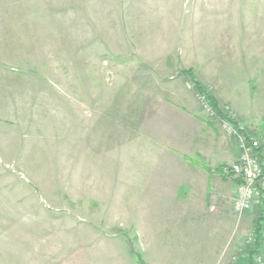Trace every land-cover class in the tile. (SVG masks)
<instances>
[{
	"label": "rangeland",
	"instance_id": "374dc122",
	"mask_svg": "<svg viewBox=\"0 0 264 264\" xmlns=\"http://www.w3.org/2000/svg\"><path fill=\"white\" fill-rule=\"evenodd\" d=\"M171 86L197 129L161 114L164 101L185 109ZM225 120L264 157V0H0V264H111L132 252L124 233L147 256L139 239L155 229L140 221L172 213L138 212L160 199L141 177L125 196V173L223 174L240 156ZM155 135L165 144L153 151ZM173 199L189 216L188 198ZM247 227L245 254L264 238Z\"/></svg>",
	"mask_w": 264,
	"mask_h": 264
},
{
	"label": "crops",
	"instance_id": "0c3cea01",
	"mask_svg": "<svg viewBox=\"0 0 264 264\" xmlns=\"http://www.w3.org/2000/svg\"><path fill=\"white\" fill-rule=\"evenodd\" d=\"M174 88L175 87L171 86L173 91L169 93L170 97L174 98L177 102L186 103L183 108L186 109L188 107V110L182 109L180 106L178 107V105L176 106L169 101H164L163 108H160L161 114H163V116L164 114H167V116L169 114L176 115L179 120L182 119V123L185 121V123L189 124L191 130L197 129L198 120L194 117L192 114L193 112L188 106L189 95L186 94L184 97H181L180 94L175 92ZM217 103L219 107H221L220 105L223 104V99L216 98L214 104L217 105ZM155 115H159L157 110H154L152 107L149 108L147 116L152 118ZM236 116L239 120L243 121L239 115ZM246 122L250 125L247 120ZM184 127L182 128V132L188 134L191 131L187 129L189 126L186 129ZM154 132L157 135L156 129ZM168 132L172 133L171 131ZM177 132L179 133V131ZM176 133H173L175 134L173 138L176 144L175 148L185 146L184 142L182 143L183 145H181L180 137H178ZM156 135L152 137L154 141L146 140V142H144L145 140H142V137H140V139L144 143H147L146 145L150 150L154 151L155 149L151 148H156L157 146L161 147L162 143L165 144L164 141L158 139ZM170 143L173 144L174 142L170 141ZM172 144H167V150L174 148L175 145ZM223 148L224 149L221 150L224 152L227 148L225 143ZM159 154L161 153H158L157 156H159ZM171 154H168L169 156L166 158L168 163H171L173 158L176 157V159H174L178 161V164L181 162L188 164L185 160H180L178 156ZM182 155L190 156L186 153H182ZM238 156L239 154L236 155L235 159H237ZM169 157H171L170 159H172V161ZM157 159L160 163H163L161 158L159 159L157 157ZM189 167L191 170L186 173L187 175L180 174L181 176L177 173V175H174V173H165L164 175L155 173L152 175L142 174L141 176L140 174L132 175L131 173H125L123 179L125 183L123 185L125 196L136 195L137 192L132 189L137 188V184L141 177V179L153 182V184L151 183L144 187L155 190V193L160 199V202L158 201L157 204L159 203L161 205H157V207L148 206L141 208L143 210H138V212L145 213L153 211L157 214L172 213V215L168 217V219L157 220L155 223L149 220L140 221V228L142 230L155 229V231L141 233V238L139 239L141 243L146 246L144 253L147 256H135L138 250L136 252L132 251L129 256L128 254L126 256V250L124 249L125 256H111V258L105 260H111V264H246L241 256L264 255V238L259 240L257 245L255 244L254 250L251 249L252 252L245 254L244 244L246 239V227L248 226V230L252 227H256L257 220L248 217L247 215L249 214H245L241 219L237 218L238 221L234 225L233 219L237 216L232 209V197H234L235 194L236 184L227 179L221 171L217 174L207 171L196 172L195 166L193 168H191V166ZM184 189L188 190L187 194L184 193ZM181 194L187 197V201L191 203L186 207V209H189V216L177 217L173 215L177 212L176 207L179 206H174V199H171L177 198L175 200L178 201V197H180ZM202 197L204 199L200 201ZM169 198H171L172 204H164V200H169ZM196 198L202 204H196ZM213 200L217 203V208L211 206V201ZM206 202L210 204L209 209L206 206ZM226 204H229V206L227 207ZM224 205L226 207H223ZM212 208H216L217 210L215 209L213 211ZM215 213L216 215L214 216L213 214ZM118 239L121 244L124 241L125 247H130V244H133L129 240H126L129 239V237H127L125 233L123 237ZM126 241L129 242V244L126 243ZM248 261V264L252 263L250 258Z\"/></svg>",
	"mask_w": 264,
	"mask_h": 264
},
{
	"label": "built area",
	"instance_id": "2783aa9c",
	"mask_svg": "<svg viewBox=\"0 0 264 264\" xmlns=\"http://www.w3.org/2000/svg\"><path fill=\"white\" fill-rule=\"evenodd\" d=\"M202 98L203 103H208L204 104L205 110L211 112L210 103L204 100L205 97ZM222 129L228 136H235L239 140V158L233 164L225 166L222 171L225 177L236 184L232 200L233 212L241 219L245 214L259 210L260 228H264V157L256 153L259 143L253 138H245V127H238L232 120H225ZM255 259L262 262L261 258Z\"/></svg>",
	"mask_w": 264,
	"mask_h": 264
},
{
	"label": "trees",
	"instance_id": "16d2710c",
	"mask_svg": "<svg viewBox=\"0 0 264 264\" xmlns=\"http://www.w3.org/2000/svg\"><path fill=\"white\" fill-rule=\"evenodd\" d=\"M214 107H215V109H216L217 114H218L219 116H221L222 113L219 111V109L217 108L216 104H214ZM188 160H191V159H188ZM205 168L208 169V167H205ZM260 223H261V221H260V219L258 218V219H257V229H259V230H264V228H260ZM251 264H252V263H251Z\"/></svg>",
	"mask_w": 264,
	"mask_h": 264
},
{
	"label": "water",
	"instance_id": "95a60500",
	"mask_svg": "<svg viewBox=\"0 0 264 264\" xmlns=\"http://www.w3.org/2000/svg\"><path fill=\"white\" fill-rule=\"evenodd\" d=\"M130 247L132 248V251L134 252L135 250H134V248H133V244H130Z\"/></svg>",
	"mask_w": 264,
	"mask_h": 264
}]
</instances>
